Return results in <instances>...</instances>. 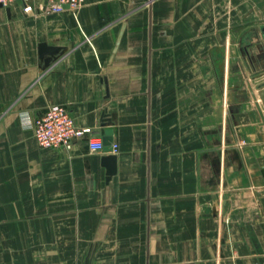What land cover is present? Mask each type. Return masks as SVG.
<instances>
[{
  "label": "crops",
  "instance_id": "obj_1",
  "mask_svg": "<svg viewBox=\"0 0 264 264\" xmlns=\"http://www.w3.org/2000/svg\"><path fill=\"white\" fill-rule=\"evenodd\" d=\"M32 6L0 7V264H264V0Z\"/></svg>",
  "mask_w": 264,
  "mask_h": 264
},
{
  "label": "built area",
  "instance_id": "obj_2",
  "mask_svg": "<svg viewBox=\"0 0 264 264\" xmlns=\"http://www.w3.org/2000/svg\"><path fill=\"white\" fill-rule=\"evenodd\" d=\"M16 0H0L4 7L11 6ZM34 0H22L25 5L24 11H33ZM48 13H60L66 7L70 9L80 8L84 0H47ZM34 136L41 148L44 149H71L75 141L91 133L90 129L79 128L71 111L64 105L55 104L38 117L33 124ZM89 146L92 151H102L105 147L103 140H90ZM113 146V151L116 145Z\"/></svg>",
  "mask_w": 264,
  "mask_h": 264
},
{
  "label": "water",
  "instance_id": "obj_3",
  "mask_svg": "<svg viewBox=\"0 0 264 264\" xmlns=\"http://www.w3.org/2000/svg\"><path fill=\"white\" fill-rule=\"evenodd\" d=\"M0 7H3L2 4H0ZM61 51V48L59 47H54V46H49L46 43H43L40 45L39 48V53H40V57L42 59H45L47 56H56L59 54V52ZM113 131L112 130H108L106 137L104 138V150L106 152H111L113 151ZM104 163L107 166L108 170H109V175H114L117 171V157L116 156H107L104 158Z\"/></svg>",
  "mask_w": 264,
  "mask_h": 264
}]
</instances>
